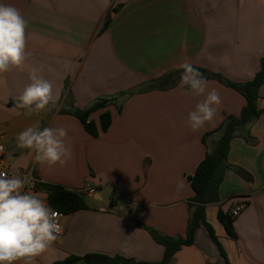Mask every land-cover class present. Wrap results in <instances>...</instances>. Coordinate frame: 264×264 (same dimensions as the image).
Instances as JSON below:
<instances>
[{
    "label": "crops",
    "instance_id": "0c3cea01",
    "mask_svg": "<svg viewBox=\"0 0 264 264\" xmlns=\"http://www.w3.org/2000/svg\"><path fill=\"white\" fill-rule=\"evenodd\" d=\"M28 19L30 56L21 69L0 74V142L3 165L32 172L37 184L60 185L90 196V209L64 215L62 235L35 264H53L89 253L156 263L163 247L143 229L184 237L194 193L186 180L220 133L226 116H239L244 98L213 77L242 84L254 79L264 58V0H0ZM120 6V7H119ZM107 29L104 20L113 8ZM190 62L209 78L221 98L214 119L191 130L187 114L203 96L180 86L181 63ZM32 68L53 84L58 107L15 115V97L30 83ZM168 77V78H167ZM166 81V83H163ZM264 109V85L258 90ZM102 98L111 105L108 130L92 137L72 115ZM22 113L26 110H20ZM28 126L64 127L73 157L64 166L35 163L19 149L17 135ZM219 186V203L206 210L230 264H264V113L240 128L230 142ZM234 168L251 177L246 181ZM183 182L178 188V182ZM95 189L94 194L84 187ZM34 192L46 198L38 186ZM119 197V200L117 198ZM47 201V200H46ZM236 239L225 236L217 212L230 213ZM169 264H224L203 227L194 244L179 250Z\"/></svg>",
    "mask_w": 264,
    "mask_h": 264
},
{
    "label": "clouds",
    "instance_id": "9594fccd",
    "mask_svg": "<svg viewBox=\"0 0 264 264\" xmlns=\"http://www.w3.org/2000/svg\"><path fill=\"white\" fill-rule=\"evenodd\" d=\"M28 24L17 7L0 2V74L21 69L27 62ZM178 68L182 69L180 86L204 97L187 114V126L196 131L214 119L221 98L215 88H208L207 79L190 62L181 63ZM40 72L41 69H31L30 83L15 97V115L30 116L58 107L52 82ZM16 144L19 149L29 150L35 163L49 167H62L73 157L64 127L28 126L17 135ZM182 185V181L178 182L177 187ZM33 187L34 180L28 175L0 171V264H35L36 258L48 252L58 239L60 213L49 206L45 197L32 191Z\"/></svg>",
    "mask_w": 264,
    "mask_h": 264
},
{
    "label": "trees",
    "instance_id": "16d2710c",
    "mask_svg": "<svg viewBox=\"0 0 264 264\" xmlns=\"http://www.w3.org/2000/svg\"><path fill=\"white\" fill-rule=\"evenodd\" d=\"M119 7H115L108 12L102 26V31L107 29L111 22L112 15L117 13ZM197 69L206 79L209 78L206 76L204 70ZM181 72L182 70H179L177 71V74L181 75ZM213 78L238 92L244 98L245 105L239 116H226L218 128L204 134L201 139L202 144L207 146V138L215 133H220L218 140L210 147L208 146L205 157L197 165L194 173L186 178L194 196L188 202L191 214L188 219L185 236H163L153 229L144 227L143 229L149 233L151 238L158 245L163 247L162 259L156 263L137 262L118 256L110 257L103 254L89 253L82 256L70 255L63 261L55 262L53 264H169L172 257L179 250L185 247H190L194 244L196 231L200 227H203L206 230L208 237L216 246L219 255L222 257L224 264H230L221 241L216 235L214 228L207 220L206 210L208 206L219 203V186L223 181L225 171L228 168H232L227 162L230 142L236 136V133L240 128L254 122L262 113H264V109L259 107V103L262 99L258 95L259 88L264 85V58L261 60L260 70L255 75L254 79L249 82L242 84L231 83L225 81L219 75H216ZM163 83H166V81ZM113 100L114 98L99 99L86 109H75L72 112V115L79 120L86 133L92 137H98L100 133L106 132L110 127L111 115L108 111H104L99 116L98 129L94 122L89 120L90 114L96 110L104 109L106 106L111 105L112 102H114ZM234 171L242 179L251 181L250 175L242 169L234 168ZM37 186L45 191L47 203L53 210L69 215L80 210L90 209L84 198L85 195L81 192L69 190L60 185L39 183ZM217 220L222 226L225 236L229 239L235 240L236 234L233 229V218H231L230 213H223L219 210L217 212Z\"/></svg>",
    "mask_w": 264,
    "mask_h": 264
},
{
    "label": "built area",
    "instance_id": "2783aa9c",
    "mask_svg": "<svg viewBox=\"0 0 264 264\" xmlns=\"http://www.w3.org/2000/svg\"><path fill=\"white\" fill-rule=\"evenodd\" d=\"M3 157H4V146L0 142V171H6L9 175H12V174H14L16 172H19L22 175H28L30 179L34 180V187L32 188V191H34V189L37 187V181L34 178L32 172L23 173V172H20V171H10V170L6 169V167L3 165ZM83 191L84 192H88L91 195L95 193V189L89 188L88 186L84 187ZM244 208H245V204L243 202L236 204L233 207V209L230 211L231 218H236L244 210ZM59 213H60V216H59V221L58 222L61 225V232H60V234L58 236L62 235L63 229H62L61 221H62V219H63V217L65 215V214H63L61 212H59Z\"/></svg>",
    "mask_w": 264,
    "mask_h": 264
},
{
    "label": "rangeland",
    "instance_id": "374dc122",
    "mask_svg": "<svg viewBox=\"0 0 264 264\" xmlns=\"http://www.w3.org/2000/svg\"><path fill=\"white\" fill-rule=\"evenodd\" d=\"M84 198H85L87 201H90V199H91L90 196H84ZM117 200H119V197L117 198Z\"/></svg>",
    "mask_w": 264,
    "mask_h": 264
}]
</instances>
